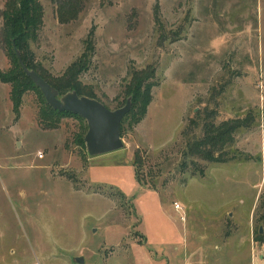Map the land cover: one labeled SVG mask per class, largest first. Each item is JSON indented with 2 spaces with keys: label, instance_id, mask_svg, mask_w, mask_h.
<instances>
[{
  "label": "rangeland",
  "instance_id": "1",
  "mask_svg": "<svg viewBox=\"0 0 264 264\" xmlns=\"http://www.w3.org/2000/svg\"><path fill=\"white\" fill-rule=\"evenodd\" d=\"M56 3L41 0L29 41L45 70L60 75L93 29L80 78L104 106L124 105L133 69L157 84L123 147L91 156L83 118L51 113L27 83L16 103L0 78V264H264V0H83L67 20ZM210 110L240 124L235 159L195 163L180 133Z\"/></svg>",
  "mask_w": 264,
  "mask_h": 264
},
{
  "label": "trees",
  "instance_id": "2",
  "mask_svg": "<svg viewBox=\"0 0 264 264\" xmlns=\"http://www.w3.org/2000/svg\"><path fill=\"white\" fill-rule=\"evenodd\" d=\"M82 3L83 0H57L56 13H58L60 20H67L78 13L77 11L80 10ZM43 14L41 0H7L0 11V15H2V37L8 46L13 67L10 73H6L4 77L3 74H0V78L12 85V98L16 97V103H18V93L21 94L23 88L27 89L25 83L41 93L33 80L24 74L16 56L15 50L17 49L26 67L36 71L40 77L59 92V95L74 90L79 95L94 97L101 101L92 87L82 82L80 78V73L88 69L90 58L94 52L93 29L89 31L85 38L84 50L76 58V61L67 66L60 75H52L34 60L33 51L29 45V41L35 40L41 30ZM157 18L158 15L155 13V20H158ZM154 71L155 68L153 70L143 68L130 71V80L126 88L131 96V108L132 104L136 107V111L133 113L135 117L130 114L132 110L130 108L121 120L120 130L123 121L129 115L133 116L135 122H139L146 113L148 104L152 99L151 88L157 84L150 81V78L155 75L153 74ZM41 95L43 96L42 93ZM45 103L50 112L56 116L75 115L81 117L79 114L77 115L70 111H58L46 101ZM239 126L240 124L234 120L216 122L213 110L208 111L207 114L205 113L202 118H189L188 124L180 133L183 139L182 152L184 157L194 160L195 163L198 162L197 160L222 163L235 159V156L230 155L228 147L233 143L234 133ZM197 129L198 131H196ZM137 161L138 157L135 153L132 164L138 165ZM203 170L200 168L197 172L202 174ZM139 180V178H136L137 182ZM258 220L264 221V212ZM255 240L263 243L264 231L261 232L260 230Z\"/></svg>",
  "mask_w": 264,
  "mask_h": 264
},
{
  "label": "water",
  "instance_id": "3",
  "mask_svg": "<svg viewBox=\"0 0 264 264\" xmlns=\"http://www.w3.org/2000/svg\"><path fill=\"white\" fill-rule=\"evenodd\" d=\"M15 52L24 74L33 80L43 94L45 101L52 108L61 112L70 111L74 114H79L85 120L87 130L83 139L88 154L95 156L123 147V142L120 138V125L122 118L131 108V96L125 100L124 105L121 107L111 109L104 106L98 99L79 95L74 90L59 95V92L40 77L36 71L26 67L17 49ZM75 261L82 263L83 258L76 257Z\"/></svg>",
  "mask_w": 264,
  "mask_h": 264
},
{
  "label": "built area",
  "instance_id": "4",
  "mask_svg": "<svg viewBox=\"0 0 264 264\" xmlns=\"http://www.w3.org/2000/svg\"><path fill=\"white\" fill-rule=\"evenodd\" d=\"M180 208V205L178 204V203H176V205H175V208Z\"/></svg>",
  "mask_w": 264,
  "mask_h": 264
}]
</instances>
